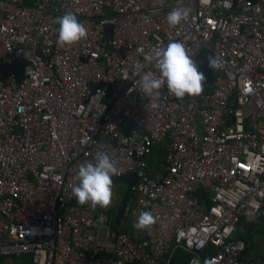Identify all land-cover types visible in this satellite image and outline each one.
Masks as SVG:
<instances>
[{"label":"built area","instance_id":"1","mask_svg":"<svg viewBox=\"0 0 264 264\" xmlns=\"http://www.w3.org/2000/svg\"><path fill=\"white\" fill-rule=\"evenodd\" d=\"M174 8L190 14L172 27ZM66 12L87 36L61 46ZM173 41L194 61L208 46L217 73L194 98L165 85L152 109L139 74L159 75L153 50ZM0 62L22 69L0 77V264H170L176 248L264 264L235 237L245 218L264 227V0H0ZM97 152L137 177L125 217L155 224L132 235L111 204L77 203Z\"/></svg>","mask_w":264,"mask_h":264},{"label":"clouds","instance_id":"2","mask_svg":"<svg viewBox=\"0 0 264 264\" xmlns=\"http://www.w3.org/2000/svg\"><path fill=\"white\" fill-rule=\"evenodd\" d=\"M189 9L174 8L167 15V22L175 27L187 20ZM59 25L57 43L61 46L72 45L86 38L87 28L80 22L74 13L66 12L56 18ZM154 66L159 75L153 72H141L140 88L150 98L149 107L156 109L160 96V89L165 85L170 94L177 99L186 95L195 96L203 91L205 74L199 70L198 64L193 60L184 44L173 41L167 46H160L153 50ZM209 61L213 66L215 56ZM118 168L113 159L106 152H97L93 162L80 164L72 187V193L80 205L89 204L92 208L97 206L107 208L113 198V177L118 176ZM156 220L149 211L141 212L133 224L139 230L147 229L155 224Z\"/></svg>","mask_w":264,"mask_h":264},{"label":"water","instance_id":"3","mask_svg":"<svg viewBox=\"0 0 264 264\" xmlns=\"http://www.w3.org/2000/svg\"><path fill=\"white\" fill-rule=\"evenodd\" d=\"M210 57H212V51L208 46H203L196 56V62L198 64V68L206 76V80L203 82V87H204V84L210 83L217 73L215 70H213L212 68L208 66V61ZM7 72H12L15 75L16 82L19 81L22 75V69L20 66L9 65V64L0 62V75H4ZM199 95H195V96L186 95L183 99L190 98V97L194 98V97H198ZM136 179L137 177L135 173L133 172H129V173H126L120 176L113 177V187H115L117 184L123 185L125 187V191L121 197L120 203L116 210V216H115L116 221H118V219L120 218V216L123 214L125 210L127 200L130 196L131 188L134 182L136 181Z\"/></svg>","mask_w":264,"mask_h":264},{"label":"crops","instance_id":"4","mask_svg":"<svg viewBox=\"0 0 264 264\" xmlns=\"http://www.w3.org/2000/svg\"><path fill=\"white\" fill-rule=\"evenodd\" d=\"M125 216V215H124ZM135 223V222H134ZM133 223V224H134ZM133 224L129 225L128 222L120 227L118 222V228L123 229L126 232H130L132 235H137L140 230L133 227ZM128 230V231H127ZM243 231L242 234L239 231ZM128 232V233H129ZM239 235L247 236V249H246V256L250 259H261L264 257L263 247H264V227L260 226L259 222L255 220L254 217H248L242 220L241 224L239 225V229L237 231ZM246 238V237H245ZM25 258H6V264H21Z\"/></svg>","mask_w":264,"mask_h":264},{"label":"trees","instance_id":"5","mask_svg":"<svg viewBox=\"0 0 264 264\" xmlns=\"http://www.w3.org/2000/svg\"><path fill=\"white\" fill-rule=\"evenodd\" d=\"M0 77H3V76L0 75ZM156 153L161 154L162 151H156ZM111 211L116 216V210H115L114 207L111 208ZM123 214H124V212H123ZM119 219H118V221H116V220L113 221V226L115 228H117V229H119L118 228V225H117L118 222H119ZM235 237H237V238H244L246 241H248L247 236L239 235L237 232L235 233ZM189 257H190V254L188 252H186L184 249H182V248H176L175 251H174V253H173V256L171 258L170 264H187V261H188Z\"/></svg>","mask_w":264,"mask_h":264},{"label":"rangeland","instance_id":"6","mask_svg":"<svg viewBox=\"0 0 264 264\" xmlns=\"http://www.w3.org/2000/svg\"><path fill=\"white\" fill-rule=\"evenodd\" d=\"M123 185H120V184H117L115 187H113V190H118V189H121V191L122 190H124L123 189ZM120 200L119 199H116V200H113L112 199V203H111V205L115 208V210H117V208H118V205H119V202ZM126 221L128 222V224L129 225H131V224H133L134 222H136V220L135 219H133V218H130V217H125L124 216V214L120 217V219H119V225H120V227H122L125 223H126ZM128 231V230H127ZM129 232V231H128ZM130 233V232H129ZM239 233L240 234H242L243 233V231L241 230V231H239Z\"/></svg>","mask_w":264,"mask_h":264},{"label":"flooded vegetation","instance_id":"7","mask_svg":"<svg viewBox=\"0 0 264 264\" xmlns=\"http://www.w3.org/2000/svg\"><path fill=\"white\" fill-rule=\"evenodd\" d=\"M119 194H120V193H118L117 196H120ZM119 200H121V197H119ZM119 202H120V201H119Z\"/></svg>","mask_w":264,"mask_h":264}]
</instances>
